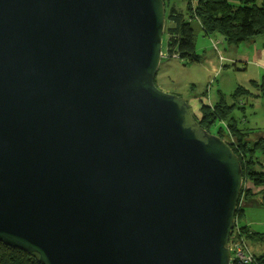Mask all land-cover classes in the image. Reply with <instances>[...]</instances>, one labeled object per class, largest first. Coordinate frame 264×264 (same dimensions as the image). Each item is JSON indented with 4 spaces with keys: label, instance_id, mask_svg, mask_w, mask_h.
I'll return each mask as SVG.
<instances>
[{
    "label": "water",
    "instance_id": "1",
    "mask_svg": "<svg viewBox=\"0 0 264 264\" xmlns=\"http://www.w3.org/2000/svg\"><path fill=\"white\" fill-rule=\"evenodd\" d=\"M163 0H0V242L39 264H231L238 157L160 91Z\"/></svg>",
    "mask_w": 264,
    "mask_h": 264
},
{
    "label": "trees",
    "instance_id": "2",
    "mask_svg": "<svg viewBox=\"0 0 264 264\" xmlns=\"http://www.w3.org/2000/svg\"><path fill=\"white\" fill-rule=\"evenodd\" d=\"M163 1L165 21L170 23L164 31L167 34L166 55L170 57L175 53L178 60L186 65L200 63V56L195 50L200 33L205 38L220 35L225 43L233 46L264 36V0H260L259 3L257 0H236V3L228 0H182L185 1V12L171 5L174 0ZM249 88H254L258 92L257 96H263L264 78L260 83L249 82L247 88L237 87L229 96L230 100L219 92L217 101L211 105L207 104L205 97L200 96L199 99L191 95L189 100H199L197 111L193 109L194 106L191 107L189 100L175 96L187 102L190 113L189 122H196L198 128L217 135L238 157L243 187L235 213V222L243 242L254 246L253 252L249 249L253 260L248 264H264V234L251 231L249 227L239 223L243 216L241 200L247 203L253 188L264 189V138L253 142L248 141V134L244 129L239 128L238 122L232 115L233 110L238 108V100L251 93ZM246 183H249L251 187L246 189ZM230 242H232L231 238H229V244ZM0 264L39 263L36 255H29L0 242ZM231 264L237 263L233 261Z\"/></svg>",
    "mask_w": 264,
    "mask_h": 264
},
{
    "label": "rangeland",
    "instance_id": "3",
    "mask_svg": "<svg viewBox=\"0 0 264 264\" xmlns=\"http://www.w3.org/2000/svg\"><path fill=\"white\" fill-rule=\"evenodd\" d=\"M259 1L260 0H257V3H259ZM171 5H173L177 10L185 12V1L174 0L171 2ZM169 25L170 23L165 21L164 31L167 29V27H169ZM216 38L220 40L222 39V37L217 34L215 37L212 36L206 39L205 37L201 36L197 37L196 47L198 50L196 53L200 56L201 62L204 58H206V56L210 54V52H212L211 54L215 53L213 43L216 41ZM256 39L259 42H264V36H259ZM166 42L167 34L163 33L161 52L165 54V56L160 60L154 79L156 87L164 93L178 95L181 98L187 100H189L191 95L199 97V99L201 96V98H206V102L213 104L215 103L216 99H218L219 93L217 91H222L224 94H226L225 96L227 99L230 100L229 96L232 94V92H234V90L239 87V85H243L241 84L244 81L243 79L249 75V73H245L243 76L237 74L231 75L232 77H221L224 75V72H222L220 76H216L215 74L210 73L207 68H203L201 62L197 64L192 63L186 65L180 60L166 57ZM201 47H203V49H200ZM217 48L219 52H222L220 45H218ZM223 55L226 57V54L223 53ZM238 65L240 66V64ZM228 70H231L230 67ZM219 79L221 81L218 84ZM244 86L247 87L246 84H244ZM249 90L251 93L243 97L244 101L247 100L246 105H249L245 107L246 109H244V111L246 110V113L242 112L238 108L232 112L233 117L238 123L241 122L240 120H243V117H245L247 120L253 117V108L255 111H259L260 115L264 117V95L257 97L255 93L258 94V92H256L254 88H249ZM191 100L192 99H190L188 102L190 103ZM251 104L253 105L252 108H250ZM191 107H193L192 104ZM248 187H251V185L246 183L245 188L247 189ZM262 189L263 188H261V190ZM253 190L254 193L252 192V195L248 197L247 203L243 205V216L239 223L242 226L249 227L251 231L264 234V190H256V188H253ZM243 202L244 201L241 200V206ZM247 247L250 249V251H254V246L247 245Z\"/></svg>",
    "mask_w": 264,
    "mask_h": 264
},
{
    "label": "crops",
    "instance_id": "4",
    "mask_svg": "<svg viewBox=\"0 0 264 264\" xmlns=\"http://www.w3.org/2000/svg\"><path fill=\"white\" fill-rule=\"evenodd\" d=\"M228 1H230L231 3L237 2L236 0H228ZM198 36L204 37L203 34L201 33ZM216 41L221 46L222 52L226 54V57L223 55L222 52L215 51L214 54H211L212 52H210V54L206 56V58H204L202 62L200 61L203 65V68L205 69L207 68L210 73H213L216 76L218 75L220 76L221 73L224 72V75L221 77H232L231 75H237V74L243 76L245 73H249V75L246 76L245 79H243L244 81L243 83H241L243 85H239V86L245 87L244 84L248 86L249 82L251 81L260 83V81L264 78V42H259L255 38V40L253 41L244 42L237 46H233L225 43L224 39L220 40L216 38ZM200 49H203V47H201ZM195 50L197 51L198 48L196 47ZM220 56L222 57V60H220ZM238 64H240V66ZM229 67L231 70H228ZM220 81L221 80L219 79L218 84ZM217 92L223 93L220 90ZM255 95L257 96L258 94L255 93ZM189 104L190 105L192 104L194 106L193 109L195 111L198 110L199 100L197 101L192 100L190 101ZM207 104L211 105L208 102ZM237 104H238V109L246 113V110L244 111V109H246L245 108L246 106H249L246 105L247 100L244 101L242 98L238 100ZM252 106L253 105L251 104L250 108H252ZM252 110H254L253 117L249 118V120L243 117V120H240L241 122L238 123V125L240 124L239 128L244 129L245 133L248 134L247 140L251 142L256 141L259 138H264V117L260 115L259 111H255L254 108ZM260 189L261 188L256 190H260ZM263 190L264 189H262L261 191ZM244 204L245 203L243 202L242 205Z\"/></svg>",
    "mask_w": 264,
    "mask_h": 264
},
{
    "label": "built area",
    "instance_id": "5",
    "mask_svg": "<svg viewBox=\"0 0 264 264\" xmlns=\"http://www.w3.org/2000/svg\"><path fill=\"white\" fill-rule=\"evenodd\" d=\"M218 45L219 44L216 41L213 43L214 50L216 52H219V50L217 48ZM164 56H165V54L162 53V57H164ZM166 57H167V55H166ZM170 58L178 60V56L175 53L172 54L170 56ZM220 60H222L221 56H220ZM229 238H231V240H232V242H230V244H228V248H229V252H230V261L231 262L234 261L237 264H248V263H250L253 260L252 255L250 254L249 249L246 246V244L241 239L239 227L236 224V222H234V226H233V229H232V232H231Z\"/></svg>",
    "mask_w": 264,
    "mask_h": 264
}]
</instances>
